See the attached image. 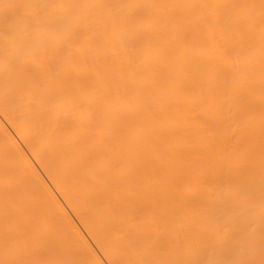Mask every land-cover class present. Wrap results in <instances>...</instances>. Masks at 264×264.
<instances>
[{
	"label": "bare ground",
	"instance_id": "6f19581e",
	"mask_svg": "<svg viewBox=\"0 0 264 264\" xmlns=\"http://www.w3.org/2000/svg\"><path fill=\"white\" fill-rule=\"evenodd\" d=\"M0 264H264V0H0Z\"/></svg>",
	"mask_w": 264,
	"mask_h": 264
}]
</instances>
